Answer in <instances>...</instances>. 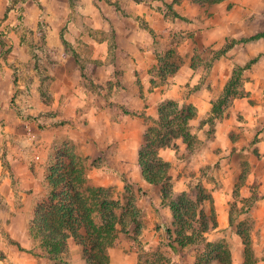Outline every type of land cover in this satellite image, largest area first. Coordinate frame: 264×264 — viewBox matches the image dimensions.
<instances>
[{"label": "crops", "instance_id": "crops-1", "mask_svg": "<svg viewBox=\"0 0 264 264\" xmlns=\"http://www.w3.org/2000/svg\"><path fill=\"white\" fill-rule=\"evenodd\" d=\"M91 1L110 5L106 9L101 6V13L95 8V17L104 19L98 25L101 32L114 31L115 60L105 59L111 54L108 40H93L87 35L92 60L85 63L91 65L89 71L70 52L52 66L49 88L54 90L53 107L63 100L60 109L64 108L71 121L68 128L82 137L90 132L95 137L90 140L93 146L94 140L96 145L103 137L110 140L114 163L123 168L130 163L137 165L143 135L157 121L161 103L174 101L179 106H192L194 117L189 128L197 139L195 149L188 152L182 140L177 139L173 147L160 149L158 155L171 165L170 176L173 186L179 187L178 193L186 190V178L179 174L188 167L196 166L199 172L201 167L218 165V172L225 173L221 187L209 190L215 232L233 226L232 195L246 201L252 198L247 213L242 215L251 218L250 241L256 264H264V35L242 42L264 33V0H223L210 5L195 0ZM157 3L173 5L178 17L165 18L163 6L158 12L153 9ZM1 4L0 17L5 18L7 3L4 0ZM141 20L146 27L141 26ZM149 29L184 36L177 44L183 64L173 73L163 72V81L152 72L157 57ZM194 47L208 56L213 54L204 76L203 65H195L192 59ZM99 51H104L105 57L97 55ZM236 68L241 69L243 94L235 96L220 115H214L213 105L222 97ZM9 79L5 70L0 72V84L7 86ZM81 81L97 90L87 88ZM210 130L213 135L208 138ZM13 153L11 163L17 165L22 153ZM236 240L238 250L229 248L231 264H243L244 246L238 236Z\"/></svg>", "mask_w": 264, "mask_h": 264}, {"label": "rangeland", "instance_id": "rangeland-1", "mask_svg": "<svg viewBox=\"0 0 264 264\" xmlns=\"http://www.w3.org/2000/svg\"><path fill=\"white\" fill-rule=\"evenodd\" d=\"M3 1L0 0L1 5ZM5 1L8 13L5 18L0 17V42L3 43L0 46V72L6 71L10 83L7 86L0 84V253L4 257L0 259V264H55L40 257L38 245L29 237L27 227L35 203L46 194L43 176L49 156L53 148L62 143L72 145L75 153L86 160L87 185L108 189L112 199L118 201V216L120 210L125 211L128 205L134 213L138 212L133 223L129 222L127 227L117 226L115 245L107 251L109 264H194L198 247L179 249L176 252L169 247L167 229L174 232V227L169 209L160 200V187L146 184L135 164L118 168L114 163V148L107 138H101L100 145H96L97 140H94L95 147L90 143L91 139H95L90 132L84 133L85 137H82L79 132L69 129L71 121L66 117L64 108L60 109L63 100H59L60 104L53 107L54 90L49 88L52 66L67 54L60 34L69 42V50L77 54L85 71L91 69V65L86 64L92 61L86 42L87 35L93 40H108L111 54L105 59L115 60L114 31L101 32L98 25L104 19L100 15L95 17V8L101 13V6L106 9L110 5L97 4L91 0ZM153 5L157 12L163 6L165 18L178 17L172 9L173 5ZM140 24L146 27L142 20ZM150 29L148 33L153 38L152 46L157 57L152 72L159 81H163L160 74L171 72V63L176 66L183 64L184 58L177 53V44L184 36L176 33L168 36L164 32L159 34ZM170 49L177 55L167 60L165 54ZM97 55L105 57V52L99 51ZM212 56L193 48L194 64L201 63L204 67L202 76L207 74ZM81 83L89 89L97 90L85 81ZM5 86L8 92H5ZM210 131L207 132L208 138L213 135ZM106 133L110 135V132ZM15 150L22 153V160L17 165L11 163ZM188 169L179 174L186 178L185 191L198 184L207 190L218 189L226 177L222 171L218 172V165L213 168L201 167L199 172L196 166ZM213 173L217 175L215 179ZM177 188L173 186L175 194L178 193ZM249 200L232 195L233 210L230 216L233 226L216 232L208 231L206 239L224 241L231 250H238L236 226L246 218L251 220L249 216L242 215V211L250 205ZM203 211L206 215L210 214L208 203L203 205ZM67 245L65 262L85 264L81 247L72 240Z\"/></svg>", "mask_w": 264, "mask_h": 264}, {"label": "trees", "instance_id": "trees-1", "mask_svg": "<svg viewBox=\"0 0 264 264\" xmlns=\"http://www.w3.org/2000/svg\"><path fill=\"white\" fill-rule=\"evenodd\" d=\"M200 1L199 4L202 5L223 0ZM7 13L8 9L5 10L4 17ZM263 35L264 33L257 34L242 42L255 40ZM60 40L64 51L67 54L70 52L78 61L77 54L69 50L70 44L62 34ZM2 45L0 42V46ZM165 55L168 60L177 54L170 49ZM170 67L173 69L170 73H173L178 66L171 63ZM240 71L238 68L233 72L224 87L222 97L213 105L214 115H220L222 108L230 104L235 96L243 94L239 81ZM160 75L164 78V73L161 72ZM193 117L194 110L190 105L179 106L174 101L161 103L157 121L143 135L137 154V167L146 184L160 187V200L169 209L174 227V232L167 229L169 247L175 252L198 247L194 264H231L227 244L224 241L210 242L205 237L208 231L216 228L210 191L198 184L175 194L170 176L171 165L158 155L160 149L173 147L174 140L177 139L182 140L188 152L195 149L197 139L189 128V121ZM86 170V160L75 153L72 145L62 143L53 148L43 176L46 194L35 203L27 231L31 240L37 243L40 257L55 264H67L65 258L68 255L69 240L81 247L85 264H109L107 251L115 245L117 226L127 227L138 216V212L134 213L130 205L124 208L125 211L121 209L118 216V201L112 199L108 189L88 186ZM205 203L210 205L209 215L203 211ZM242 212L247 213V210ZM251 229L252 222L249 218L236 226V234L244 246L243 264H256L250 241ZM2 258L4 259L0 253V259Z\"/></svg>", "mask_w": 264, "mask_h": 264}]
</instances>
